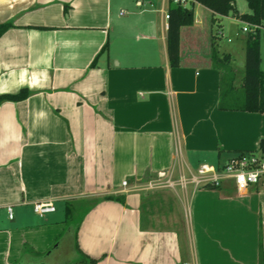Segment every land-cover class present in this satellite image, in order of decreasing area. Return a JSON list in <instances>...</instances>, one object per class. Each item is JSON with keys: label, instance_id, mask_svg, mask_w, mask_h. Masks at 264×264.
Segmentation results:
<instances>
[{"label": "crops", "instance_id": "obj_1", "mask_svg": "<svg viewBox=\"0 0 264 264\" xmlns=\"http://www.w3.org/2000/svg\"><path fill=\"white\" fill-rule=\"evenodd\" d=\"M191 3L173 67L168 0H0L12 24L0 94L30 90L0 103V264H62L69 201L82 216L75 244L96 264H264V181L144 188L160 171L177 179L262 152L264 112L220 108L213 61L215 45L243 77L247 36L220 41L225 19L245 23L250 8ZM261 55L264 70L262 42ZM38 202L56 210L40 215Z\"/></svg>", "mask_w": 264, "mask_h": 264}, {"label": "trees", "instance_id": "obj_2", "mask_svg": "<svg viewBox=\"0 0 264 264\" xmlns=\"http://www.w3.org/2000/svg\"><path fill=\"white\" fill-rule=\"evenodd\" d=\"M210 8L216 15H229L236 13L235 0H194ZM250 12L238 16L249 23L256 24L259 27L249 31L246 39V58L245 73L242 77L241 86L235 85V73L230 65L231 56L228 53L219 54L216 46L213 48V61L215 67L222 70V88L220 108L231 110H247L264 112V70L261 67V34L264 26V0H247ZM168 56L170 65L175 67L180 63V29L183 25L194 23V8L191 5H182L175 0H168ZM12 26L11 23H0V37ZM217 38V35L214 37ZM30 90L23 87L16 93L0 94V103L4 100H22L28 97ZM213 188V187H208ZM219 188V187H214ZM104 198L112 199L111 195ZM119 199V198H118ZM89 207L83 210L86 212ZM79 207H76L72 201L68 202L67 213L68 221L72 223ZM82 216L75 225V234L81 222ZM79 257L69 264H96L98 259L85 254L78 246Z\"/></svg>", "mask_w": 264, "mask_h": 264}, {"label": "built area", "instance_id": "obj_3", "mask_svg": "<svg viewBox=\"0 0 264 264\" xmlns=\"http://www.w3.org/2000/svg\"><path fill=\"white\" fill-rule=\"evenodd\" d=\"M194 0H175L182 5H189ZM259 27L256 24L245 22L243 30L246 32L252 31ZM232 181L238 191H246L252 185H257L264 181V153L262 152H246L239 153L221 166L202 163L195 172L189 175H180L177 179L174 178L173 172L160 171L158 179L150 181L144 188H157L161 186L179 185L186 189L189 185L195 188L201 187H221L224 182ZM127 185V180L123 181ZM10 216L12 217V208L9 207ZM56 207L50 202H38L35 204V211L43 215L48 212L55 211Z\"/></svg>", "mask_w": 264, "mask_h": 264}, {"label": "rangeland", "instance_id": "obj_4", "mask_svg": "<svg viewBox=\"0 0 264 264\" xmlns=\"http://www.w3.org/2000/svg\"><path fill=\"white\" fill-rule=\"evenodd\" d=\"M238 1V6H239V10H244V11H249V3L247 0H237ZM241 6V8H240ZM243 7V8H242ZM225 27H224V36L221 38L220 43H239L241 42L242 39L245 40V37L247 36L246 31L243 30V27L245 26V23H241V22H235L231 19H225ZM238 33V36H237ZM231 41V42H230ZM261 42L264 44V28L262 29V39ZM238 54V53H237ZM238 68V67H237ZM243 69H238L237 72V77H236V81L238 83H240V81L242 80V75L243 74ZM81 217V215L78 213L76 214V216L74 217V220L72 221V227H73V233H71L70 236H67L66 239L63 241L62 243V248L64 251V257L62 259V264L64 263H70L73 260H76L79 257V253L77 251L76 248V244H75V225L74 222H77L79 220V218ZM65 243V245H64Z\"/></svg>", "mask_w": 264, "mask_h": 264}, {"label": "water", "instance_id": "obj_5", "mask_svg": "<svg viewBox=\"0 0 264 264\" xmlns=\"http://www.w3.org/2000/svg\"><path fill=\"white\" fill-rule=\"evenodd\" d=\"M260 149L262 150V152L264 153V139L261 141L260 143ZM51 253V251L47 254L49 255ZM23 264H27V263H23ZM31 264H50L47 260H44V259H40L39 261L37 262H33Z\"/></svg>", "mask_w": 264, "mask_h": 264}]
</instances>
